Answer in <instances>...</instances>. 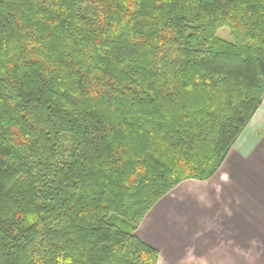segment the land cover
I'll list each match as a JSON object with an SVG mask.
<instances>
[{
	"label": "trees",
	"instance_id": "1",
	"mask_svg": "<svg viewBox=\"0 0 264 264\" xmlns=\"http://www.w3.org/2000/svg\"><path fill=\"white\" fill-rule=\"evenodd\" d=\"M263 102L264 0H0V264H158Z\"/></svg>",
	"mask_w": 264,
	"mask_h": 264
},
{
	"label": "crops",
	"instance_id": "2",
	"mask_svg": "<svg viewBox=\"0 0 264 264\" xmlns=\"http://www.w3.org/2000/svg\"><path fill=\"white\" fill-rule=\"evenodd\" d=\"M137 236L158 264H264V102L219 171L163 197Z\"/></svg>",
	"mask_w": 264,
	"mask_h": 264
},
{
	"label": "rangeland",
	"instance_id": "3",
	"mask_svg": "<svg viewBox=\"0 0 264 264\" xmlns=\"http://www.w3.org/2000/svg\"><path fill=\"white\" fill-rule=\"evenodd\" d=\"M219 35L225 37L226 39H230V32L227 28H223L219 31Z\"/></svg>",
	"mask_w": 264,
	"mask_h": 264
}]
</instances>
